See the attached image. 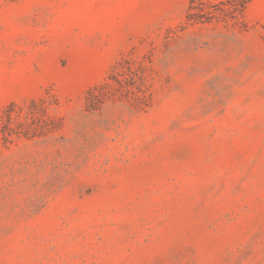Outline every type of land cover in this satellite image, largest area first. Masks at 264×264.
Instances as JSON below:
<instances>
[{"label": "rangeland", "instance_id": "374dc122", "mask_svg": "<svg viewBox=\"0 0 264 264\" xmlns=\"http://www.w3.org/2000/svg\"><path fill=\"white\" fill-rule=\"evenodd\" d=\"M200 1L0 0V264H264V0Z\"/></svg>", "mask_w": 264, "mask_h": 264}, {"label": "trees", "instance_id": "16d2710c", "mask_svg": "<svg viewBox=\"0 0 264 264\" xmlns=\"http://www.w3.org/2000/svg\"><path fill=\"white\" fill-rule=\"evenodd\" d=\"M246 0H220L218 3L213 4L212 2L200 1V7L196 9L193 7L188 8V20L200 21L201 18L216 19L217 21L237 23L239 17L245 9ZM126 70H121L119 63L113 68L107 78L99 85L88 91L86 98V108L89 111L99 109L104 99L108 95H112L113 91L116 90V85L122 88L121 82L124 81V75H127L132 81L125 86V93L132 95L133 100L137 104H145L150 98L148 88L144 84V80L139 71L141 72L145 67L143 63L139 64L135 70L130 66V62L126 63ZM12 114H7V122L10 123L12 120Z\"/></svg>", "mask_w": 264, "mask_h": 264}]
</instances>
